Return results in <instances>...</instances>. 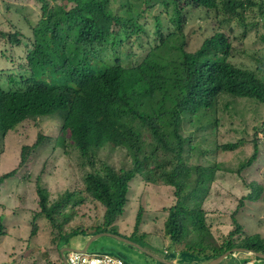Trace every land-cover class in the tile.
I'll return each instance as SVG.
<instances>
[{"label":"trees","instance_id":"obj_1","mask_svg":"<svg viewBox=\"0 0 264 264\" xmlns=\"http://www.w3.org/2000/svg\"><path fill=\"white\" fill-rule=\"evenodd\" d=\"M39 1L43 19L32 28L35 36L27 56L28 69L0 81V133L17 127L29 115L62 112L61 132L69 137L64 146L73 148L76 158L80 152L97 167L109 143L125 149L133 164L130 171L118 165L96 168L82 179L68 174L59 187L40 188L41 214L57 235L53 243L59 253L71 237L88 235L71 225L82 211L103 213L92 237L114 232L112 228L129 203L131 183L142 177L150 185L175 190V205L162 211L169 214L166 236L170 245L161 254L169 264H210L236 249L264 255V239L246 234L237 214L232 217L231 230L216 238L212 230H217L218 218H212L207 207L214 200L216 174L223 168L243 178L250 190L248 198H258L264 190L244 175L261 153L258 127L254 152L240 166L225 167L212 158L218 150L222 118L239 114L234 101L248 99L252 109L264 107V82L259 76L264 60L254 55L259 67L234 64L227 30L234 21L243 24L241 10L247 5L259 8L264 16V0H164V10L155 15L161 44L144 57L129 54L133 48L129 41L145 26L134 15L127 18L117 12L111 7L112 0ZM159 4L151 3L150 8ZM196 18L205 33L202 46L192 53L187 28ZM165 19L174 27L168 36L161 31ZM208 26L212 28L209 34ZM223 98L227 100L222 109ZM128 117L141 122L140 132L131 129L115 141L113 136L130 127L119 123ZM241 143H226L222 149L236 150ZM27 157L24 150L23 163ZM70 161L65 157V165ZM92 201L101 205L92 207ZM143 214L142 209L138 226ZM41 229L36 224L33 235ZM174 248L180 249L174 252Z\"/></svg>","mask_w":264,"mask_h":264},{"label":"rangeland","instance_id":"obj_2","mask_svg":"<svg viewBox=\"0 0 264 264\" xmlns=\"http://www.w3.org/2000/svg\"><path fill=\"white\" fill-rule=\"evenodd\" d=\"M163 1L132 0L134 13L138 15L141 13V21L145 23L148 29L147 33H142L137 37L135 45L130 49L129 54L132 57L134 53L144 57L148 55L153 46L159 44V37L155 29V15L164 10ZM154 2H159L160 4L155 8H150L151 3ZM39 18L40 12L35 0H0V31L2 32H14L15 30L12 27V24H14L20 32L26 35L31 32L27 22L36 25ZM190 23L187 28V33L190 34L189 47L192 51H196L203 44L205 32L199 30L198 19ZM173 30L174 28L166 20L163 32L169 34ZM207 30L209 34L212 28L208 26ZM227 30L236 47V60L259 67L258 59L253 56L258 55L264 60V43L259 37L260 31L264 33V19L259 26H252L248 32H245V29L235 21L227 26ZM7 41V38L0 36V75L3 77L21 72V66L25 65L27 51L26 40H24L22 45H10ZM225 100L227 99H222V102H224L221 105L222 109ZM234 104H237V106ZM232 105L237 108L239 114L236 117L227 116L226 114V117L222 118L219 129L220 141L222 144L243 141L241 143L242 146L237 150L227 152L223 151L222 148L218 149L213 153L212 158L225 167L234 168L240 166L241 161H245L254 152V134L257 131L255 127H258L261 153L258 161L246 170L244 175L247 181L255 180L264 186V114H259L260 112L264 113V107L252 109L251 100L248 99H241L236 103L234 101ZM255 115H257L256 118ZM55 121H59V119L57 117L31 119L28 123L22 125V129L18 132L7 135L0 134V175L17 168L21 160L22 146L35 143L39 133L50 138L30 154L28 162L20 169L14 180L10 179L5 186L0 185V229L8 222L11 227L16 223L13 228L17 230L11 236H7L5 233L2 234L0 231V264H24L29 262L32 264H49L50 261L52 264H61L60 254L53 243L57 235L54 233L53 235L47 229L46 223L42 225L40 235H43V237L38 244L39 250L37 246L29 248V238L33 233L26 226L32 223L33 217L39 212L40 200L36 190V181L41 173L44 172L45 164L48 165L46 167L47 170H51L58 163L63 168L66 157L71 161L63 172L58 171L59 178L62 179L65 172L72 176H78L79 179L84 178L88 174L87 169H84L80 160L75 157L73 148L66 150L69 153H66L63 149H55L57 138L60 135L59 127H61H58ZM115 161L120 162L123 166L130 164L122 155L116 156ZM215 181L217 182V188L214 193V200L207 204L212 218H218L216 229L221 232L212 230L215 237L218 238L223 233H228L231 230L232 217L237 213L236 218L245 228L246 234L250 236L258 234L264 238V191L258 199L252 197V201L248 200L249 189L244 186L243 179L225 168L216 174ZM135 188L134 198L136 202L141 195L147 196L142 185L135 186ZM148 196L142 203H138L147 210L150 208L151 203L156 208L163 209L173 205L176 201L175 191L167 186L150 187ZM151 199L152 202L150 201ZM241 202H243V205H241ZM101 213V211L93 212L91 215L93 216L92 222L89 223L86 220L87 226H95L98 220L102 221L104 217ZM83 214L85 213L83 212ZM127 214L122 216V219L117 224L118 227L120 226L118 234L121 235L118 236L132 239L131 242L137 247L115 239L102 238L91 247L90 254H112L129 259L130 264H157L150 256H153L154 259L156 256L164 257L160 255V251L156 247L160 250H165L169 245L168 239L164 235L167 216L158 219V222L153 220L149 225V228L152 229L150 230L148 227L143 228L144 221L139 228L135 227L134 223L127 221L130 218ZM10 216L17 218L15 223L9 221ZM78 220L84 219L78 218L74 222ZM75 226L79 229H85V224ZM151 236L158 238V240L152 239L150 242ZM88 243L89 241H85L83 237H71L67 247L71 250H84ZM174 249L178 252L180 248ZM24 253L28 257L27 259L23 256ZM224 264H236V262L229 258Z\"/></svg>","mask_w":264,"mask_h":264},{"label":"clouds","instance_id":"obj_3","mask_svg":"<svg viewBox=\"0 0 264 264\" xmlns=\"http://www.w3.org/2000/svg\"><path fill=\"white\" fill-rule=\"evenodd\" d=\"M36 1V4H37V6H38V8H39V12H40V18H39V20H38V22L41 20V19H43V11H42V3L39 1V0H35ZM119 5H118V4ZM111 7L112 8H114L117 12H119L120 14H122L123 16H125V17H127V18H129L130 16L132 17V15H134L135 16V18L139 21V22H141L144 26H145V28L143 29V30H141V31H136L133 35H132V37H131V39H130V41H129V45L130 44H133L132 46H134L135 45V42H136V39H137V37L138 36H140L142 33H147L148 32V29H147V27H146V25H145V23H143L142 21H141V13L138 15L137 13L135 14L134 13V10H133V7H132V0H112V2H111ZM71 7L68 5V8L67 9H70ZM241 12H242V14L244 15V17H245V19L242 21L243 22V24H240L244 29H245V32H248L249 30H250V28L252 27V26H259L260 25V23H261V21L264 19V16L262 15V12H261V10L259 9V8H257V7H254V8H249V6L247 5V9L246 10H241ZM166 20H168V19H165V20H162V22H164V24L162 25V32H163V30H164V27H165V21ZM157 19L155 18V29H156V33H157V36L159 37V41H160V38H161V36H159L158 35V31H157ZM38 22H37V24H38ZM169 22V21H168ZM236 22V21H235ZM27 24L29 25V28H30V33H27L26 35L25 34H23L22 32H20L19 30H18V28H17V26H15L14 24H12V27H13V29L15 30L14 32H12V31H7V33L6 32H2V31H0V36L1 37H4V38H7L8 39V43L10 44V45H22L23 43H24V40H26L27 41V51H26V56H25V65L24 66H21V72H19V73H13V74H24L25 72H26V68L28 69V61H27V56H28V54H29V52L33 49V47H32V43H33V39H34V36H35V33H34V31H32V28L33 27H35L36 25H32V24H30L29 22H27ZM230 25V24H229ZM228 25V26H229ZM172 26V25H171ZM173 27V26H172ZM174 28V27H173ZM164 33V35L165 36H168L169 34L168 33H165V32H163ZM229 33V32H228ZM229 36H230V34H229ZM259 37H260V40L264 43V33L263 32H261L260 31V33H259ZM14 38H18V40L20 41V42H16L15 40H14ZM230 38H231V36H230ZM231 43H232V45H233V49H232V54H233V56H234V61H233V63L234 64H236V65H238V66H240V67H243V63H245V62H242V61H237L236 59H237V57H236V54H235V51H236V47H235V45H234V42L231 40ZM161 44V41L159 42V44H157V45H160ZM157 45H155V46H157ZM155 46H153V47H155ZM190 38H189V45H188V50L190 51V52H192V53H195L196 51H198V50H196V51H192L191 49H190ZM152 47V49H154ZM151 49V50H152ZM147 56V55H146ZM264 65V64H263ZM263 65H261V67L263 66ZM244 68V67H243ZM13 74H10V75H13ZM10 75H8V76H10ZM8 76H5V77H3L2 75H0V81H1V84H2V79H4V78H7ZM259 76L262 78V81L264 82V66L261 68V70H260V74H259ZM4 81V80H3ZM45 117H57L58 119H59V121H55V123L56 124H58V127L59 126H61V127H59L60 128V131H59V137L57 138V141H56V150H60V149H63L66 153L68 152V151H66V150H68V149H65V141H67L68 139H69V137H67V138H65V136H64V134L61 132V130H62V127H63V124H64V117H65V114H63L62 112H56V113H54V114H51V115H46V116H28L26 119H24L22 122H20L18 125H17V127L15 126V127H13V128H11V130L9 129V131L7 130V131H2L0 134H4V135H7V134H10V133H13V132H18V131H20L22 128V125H24L25 123H28L31 119H36V118H45ZM35 123H37V122H35ZM119 123H125V124H129L130 125V127H127V128H125V127H123V129H122V131H121V133H120V135L118 136V137H114L113 136V139L116 141V140H118L119 138H121V137H123L124 135H125V133L127 132V131H130L131 129H134L135 130V132H140V129H141V122L140 121H136V118H134V117H128L127 119H125V120H123V121H121V122H119ZM145 133L143 132V135H144ZM146 135H144V137H145ZM48 139H50V138H48V137H46V136H44L43 134H41V133H39L38 134V138H37V141L35 142V143H33V144H25V145H23L22 146V148H21V153H20V156H21V160H20V162H19V164H18V166H17V168L15 169V170H13V171H11V172H8V173H6V174H2V175H0V185H2V186H5V185H7V183L9 182V180L11 179V180H14L15 178V176L17 175V173L20 171V169L21 168H23L24 167V165H26V163L28 162V160H29V157H30V154L34 151V150H36V149H38L46 140H48ZM62 139H64V141L62 140ZM85 140H87V139H85ZM220 140H221V138H220ZM219 140V142H218V149H221L222 148V143H221V141ZM85 142H87V141H85ZM70 143V142H69ZM68 143V144H69ZM232 144H233V142H231ZM94 145H95V147H96V143H93ZM224 144H226V143H224ZM221 145V146H220ZM220 146V147H219ZM24 150H26V151H28V157H27V159H26V161L23 163L22 162V154H23V151ZM223 151H224V149H222ZM237 150V149H236ZM93 151H96V149H94ZM228 151H230V149H228ZM225 152H227V151H225ZM97 155V154H96ZM118 155H122V156H124L127 160H128V162L130 163L128 166H123V165H121L120 164V162H118V161H115V157L116 156H118ZM84 156H83V154L82 153H80V152H78V157L77 158H80L81 159V161L86 165L85 167H83L84 169H87V171H88V174H92L93 172H94V169H96V168H103V167H113V168H115L114 166L115 165H118V166H121L123 169L122 170H127V171H130V170H132L133 169V164L130 162V157H129V154H128V152L125 150V149H123V148H116V147H114L113 146V144H111V145H109V143L108 144H106V148L104 149V151H103V153L102 154H100L99 155V159H98V161H96V163H97V167H94L89 161L87 162V161H85L84 160V158H83ZM80 161V162H81ZM46 166H44L45 167V170H44V172H42L41 173V175L38 177V179H37V181H36V190H37V193H38V197H39V212L37 213V215L35 216V217H33V220H32V225L31 224H29V225H26L27 226V228L28 229H31L32 230V233L34 232V227H35V225L36 224H38L39 226H41L42 227V225L44 224V223H46V226H47V229H49L50 231H51V233L52 232H54V230H53V228H52V225H51V223L46 219V217L45 216H43L41 213H42V210H41V207H40V204H41V199H40V195H39V190H40V188H42V189H46L48 186H50V187H59L60 185H62V183H64L65 182V179H66V177L68 176V174L69 173H63L64 175V177L61 179V178H59L58 177V171H62L63 172V170L65 169V167L67 168V166H68V164H66V165H64V167L62 168L61 166H60V163H58L57 165H54L53 166V168L51 169V170H47V164H45ZM249 168H247V170H248ZM7 174H11V176L10 177H5ZM241 179H243V178H241ZM244 181V180H243ZM252 181H255V180H252ZM38 182H40V185H41V187H37V184H38ZM258 182V181H257ZM259 183V182H258ZM260 184V183H259ZM140 185H142V187H143V190H145V193L147 194V196H148V191H149V188L150 187H161V186H166V185H150L147 181H146V179H144V178H142V177H140V178H138L135 182H132L131 183V192H130V195H129V203H128V205H127V207H126V211H125V214L126 213H128L127 214V216L128 217H130V218H128L127 219V221L128 222H132V223H134L135 224V227H137V228H139L140 226H141V224H142V222L144 221V226H143V228H146V227H150L149 225L152 223V221L153 220H155L156 222H158V219H162L163 217H165V216H167V219H168V216H169V214H167V213H163L162 211L165 209V208H163V209H160V208H156V206L155 205H153V203H151V205H150V208L147 210V209H145L144 208V206L143 205H139L138 203L139 202H143L144 200H145V198L147 197V196H145V195H141V197L138 199V201L136 202V200H135V193H136V188H135V186H140ZM262 185V184H261ZM263 186V185H262ZM168 187V186H167ZM169 188H171V187H169ZM263 188H264V186H263ZM171 189H173V188H171ZM174 190V189H173ZM175 191V190H174ZM264 191V190H263ZM84 192V190L82 189V193ZM132 192H133V194H132ZM249 193H250V190H249ZM249 193H248V195H249ZM263 193V192H262ZM261 193V194H262ZM260 194V195H261ZM248 195H247V199L248 200H250V201H252L251 200V198H248ZM145 196V197H144ZM143 197H144V199H143ZM260 197V196H259ZM258 197V198H259ZM148 198L150 199V197L148 196ZM258 198H256V199H258ZM175 200H176V195H175ZM151 202H152V199L150 200ZM176 202V201H175ZM175 202H174V204L173 205H175ZM255 202H257V201H255ZM100 204V202H98V201H92L91 202V205H92V207H94V206H96V207H98V205ZM101 205V204H100ZM173 205H171V206H173ZM142 208H141V207ZM171 206H169V207H171ZM169 207H166V208H169ZM145 210V214H143L142 215V221H141V223H140V225L138 226V221L136 220L137 219V217H138V215H139V212L141 211V210ZM99 211V210H98ZM93 212H95V211H90V210H86V211H84V213L85 214H83V211L78 215V217L76 218V219H78V218H83L84 220H78L77 222H72V227H75V228H77L75 225H84L85 224V229H80V230H83V231H85V232H88V235L87 236H79V237H83L84 239H85V241H89V243H88V245L90 244V242L92 241V239L93 238H95V237H97V236H99V235H97V236H94V237H92V234H93V232H94V226H90V227H88L87 226V224H86V220H88L89 221V223L90 222H92V220H93V216H91L92 215V213ZM124 214V215H125ZM235 214H237V213H235ZM6 215H9V214H6ZM102 215H103V213H102ZM123 215V216H124ZM36 218H38V220H36ZM122 219V217L120 218V220ZM17 220V218H13L12 216H10V218H9V221H11L12 223L14 222L15 223V221ZM120 220L116 223V225H115V228H112L113 230H114V232H108V233H104V234H106V235H110V236H107V237H105V238H111V239H115V240H117V241H121V242H124V243H128L129 245H132V246H136L134 243H132L131 241H132V239H129L128 237H120L121 235L120 234H118V228L120 227H118L117 226V224L120 222ZM98 221H100V220H98ZM166 222H167V220H166ZM166 222H165V228H164V235L166 236ZM97 224H98V222H97ZM96 224V225H97ZM161 224V223H160ZM16 225V223L14 224V226ZM95 225V226H96ZM242 225V224H241ZM13 226V227H14ZM13 227H11L10 225H8V222H6L5 223V226L3 227V228H1L0 229V231H1V233L3 234V233H5V235H7V236H11V235H13L14 233H15V231H17L16 229H14ZM18 228V227H17ZM79 229V228H78ZM150 229V228H149ZM42 230V229H41ZM91 230V231H90ZM150 230H152V229H150ZM18 231H20V230H18ZM244 232H245V228H244ZM40 234H41V232H40ZM36 235V236H34V235H32L30 238H29V246L30 245H34V247L35 246H37V244H39L40 243V240L42 239V237H43V235ZM100 235H103V234H100ZM118 235H120V236H118ZM256 235H258V234H256ZM253 236H255V235H253ZM261 238H262V236L261 235H259ZM117 237V238H116ZM118 238H120V239H122V240H120V239H118ZM152 239H154V240H158V238H156V237H152L151 236V239L149 240L150 242H151V240ZM166 239H168L167 238V236H166ZM264 239V238H263ZM124 240V241H123ZM99 241V240H98ZM97 242V241H96ZM96 242H94L93 243V245L96 243ZM80 243V242H79ZM168 243H169V245H170V241H169V239H168ZM92 245V246H93ZM169 245H168V247L165 249V250H160L158 247H156V249H158L159 251H160V255H162V256H164L163 254H161V253H164V254H166L167 253V250L169 249ZM91 246V247H92ZM88 247V246H87ZM86 247V248H87ZM137 247V246H136ZM37 248H38V246H37ZM66 249H69L68 247H66V248H63L62 250H60V256L62 257V260H63V263L65 264V261H64V258H63V255H62V252L64 251V250H66ZM91 249V248H90ZM90 249L85 253V250L86 249H84V250H71V251H69V252H65V257H66V259H67V261H68V263L69 264H72V262H71V257H72V255L73 254H75V253H79V254H81V255H84V256H88V257H91V258H94V257H110V258H113V259H116V260H121V261H123L124 262V264H127V261H126V259H124L123 257H120V256H115V255H112V254H104V253H101V254H90ZM174 252H177L176 251V249H174L173 250ZM236 251V252H235ZM59 252V251H58ZM228 253H231V255H229L221 264H223L226 260H228L229 258H231L232 260H234L235 262H236V264H264L263 262H264V259H261V258H259V257H256L255 255H253L252 253H255V254H259V253H256V252H253V251H249V250H238V249H236V250H233V251H230V252H228ZM227 254V253H226ZM225 254V255H226ZM259 255H263V254H259ZM24 257H25V259H27L28 257H26L25 256V253H24V255H23ZM224 256V255H223ZM222 256V257H223ZM264 256V255H263ZM150 257H152L153 259H154V257L153 256H150ZM221 258V257H220ZM61 259V258H60ZM219 259V258H218ZM256 259H260L261 261H257ZM157 263H160V264H169L168 262H166L165 261V259L163 258V257H157L156 256V258L154 259ZM217 260V259H216ZM163 261V262H162ZM215 261V260H214ZM257 261V262H256ZM16 263H18V262H16ZM212 263V262H211ZM210 263V264H211ZM19 264V263H18ZM24 264H32L31 262H29V263H24ZM49 264H52L51 263V261L49 262ZM172 264H177V261L176 262H174V263H172Z\"/></svg>","mask_w":264,"mask_h":264},{"label":"built area","instance_id":"obj_4","mask_svg":"<svg viewBox=\"0 0 264 264\" xmlns=\"http://www.w3.org/2000/svg\"><path fill=\"white\" fill-rule=\"evenodd\" d=\"M72 264H124L121 260H116L110 257H88L75 253L71 257Z\"/></svg>","mask_w":264,"mask_h":264},{"label":"water","instance_id":"obj_5","mask_svg":"<svg viewBox=\"0 0 264 264\" xmlns=\"http://www.w3.org/2000/svg\"><path fill=\"white\" fill-rule=\"evenodd\" d=\"M107 236H110V235H106V234H103V235H99V236H97V237H95V238H93L92 239V241L90 242V244L88 245V247L86 248V250H85V253L91 248V246L93 245V243L94 242H96V241H98V240H100V239H102V238H105V237H107ZM117 238V237H116ZM118 239H120V238H118ZM120 240H122V239H120ZM124 241V240H123ZM69 251H71L70 249H66V250H64L63 252H62V255H63V258H64V261H65V264H69L68 263V261H67V259H66V257H65V252H69ZM236 252V251H235ZM253 255H255L256 257H259V258H261V259H264V256L263 255H259V254H255V253H252ZM229 255H231V253H227L226 255H224L223 257H221V258H219V259H217V260H215V261H213L211 264H221ZM163 262V261H162Z\"/></svg>","mask_w":264,"mask_h":264}]
</instances>
